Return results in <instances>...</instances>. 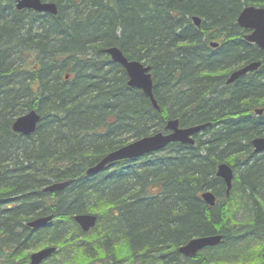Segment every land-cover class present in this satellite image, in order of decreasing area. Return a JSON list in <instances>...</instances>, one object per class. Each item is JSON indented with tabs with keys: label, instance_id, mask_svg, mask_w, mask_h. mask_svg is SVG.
<instances>
[{
	"label": "bare ground",
	"instance_id": "obj_1",
	"mask_svg": "<svg viewBox=\"0 0 264 264\" xmlns=\"http://www.w3.org/2000/svg\"><path fill=\"white\" fill-rule=\"evenodd\" d=\"M19 1L13 0L11 5L14 6V10L17 12H26V19L30 23L28 25L35 22L33 20L35 19V14L41 15L40 17L42 18L48 16V18L39 21L45 23L44 26L48 30L51 31L49 26L52 19H57V23H60V25L65 24L70 31L75 32L79 29L78 34L69 32V34L74 36L72 38L70 36L71 39H86L84 42L86 44L85 47H76L81 52L80 54L76 51L70 53L72 56L66 62L68 64L66 66L61 61L60 54L62 50H60V45L53 40L55 38L51 33L47 32L48 30H44V39L51 40L43 44H33L28 48V50L32 49L30 51L36 54L32 64L41 69V73L37 77H30L25 72L15 76L10 70L5 71L0 68V95H3L2 108L8 112H12V106L18 107L17 105L28 107L30 105L32 108L23 113L16 111L12 122L8 124L7 139L11 144L12 150L15 151L18 147H26L28 145L27 142L30 141L45 144L44 139L50 140L46 144L50 145V147L58 146V152L63 154L62 158L64 161H68L71 165L79 166L78 176L80 178L94 184L96 183L104 189V195L100 198L101 200L93 197V203L90 204L91 209L85 206L83 211L72 213L70 216L71 209L67 207L69 205L62 204L59 212L62 214L60 216L61 220L66 221L67 218H71L91 245H98L102 249L105 248L109 251L115 247L116 254L110 260V263L114 261L120 262L117 264H157V257L152 255L148 249H135L131 247L130 243L123 242V229L125 231L128 228V224L122 225V227L119 223L116 224L118 228L114 230L111 238L108 236L97 237L96 235H99L100 232L97 226L104 224L101 214H105L102 211L106 212L111 203L121 205L125 200L128 202L122 207L129 206L133 215L141 211L147 216L160 210L166 211V209L180 215L185 212L181 211L182 209L191 211L192 208L189 205L191 197L185 199L184 195L178 194L180 199L175 201L177 189L167 184H160L159 186L153 183L146 187H140L137 184L136 189L140 195L134 197V200L127 199L125 196H114L113 192L121 186L123 178L129 174L136 176L143 172H150L155 168L153 167L154 165L156 166L158 162L163 160L170 161L175 158H185V156L192 154L200 159L201 156H206L205 150L211 149L215 159L221 161L216 164L214 174L210 177L214 181L210 186L201 189L198 197L200 201L193 199L194 203L197 206H208L206 208L214 209L219 204L233 198L234 209L238 212L237 216L241 217L242 220L235 222L231 229L224 234L197 236L190 238L186 242L184 241L177 247V253L188 264H217L213 261H208V258L221 252L220 245L223 243L224 238L249 242L252 245L257 240L259 242L258 246L264 248V229L247 221V213L243 209L244 206L242 208L240 200L235 197L242 188V184L236 181V178L243 171H251L250 167L255 165L253 163L254 158L264 157V47L261 48L257 43L247 40V37L251 36L255 29L242 27L238 23L241 12L237 18V25L243 33V39L241 40L251 47L247 50V56L252 57L250 60L246 57H236L225 65L224 71H218L217 67H204L201 64L204 58L207 55H214L222 45L218 40H210L207 43L206 50L204 37L202 42H198L196 45V52L180 51L178 60L171 58L170 62H166L162 72H159V74L158 71L156 72L158 74V82H161L160 84L158 83L157 88L154 83L155 70L153 66L145 61L127 57L116 41H124L127 44H131L142 40L141 38L144 36H148L152 40L157 38L162 45H166L172 41L169 38H171V32H174L176 26V22L172 19L181 22L183 27L194 25L199 28L203 19L198 15L182 18L180 12H171V10L177 9L180 5L165 3L163 0H145L142 5L140 3L143 0H138L136 3L138 12L134 18L136 24L132 25L133 28L136 27L135 38L125 36L123 34V24L119 22L116 24L114 34L109 29L104 31V39H108L106 42H109V44L98 46L94 44L99 43L94 41V39L98 38H94L95 36H91L92 34L89 35L87 29H91L95 25L104 26L107 23L106 20L110 19L107 15L110 10L105 17H100L103 7L100 8V5H96L91 0H41L42 3L53 4L57 7V13L53 14L33 9H18ZM118 1L120 0H108L109 6L113 8L111 10L118 11ZM160 4H164V6L161 7ZM155 18H160V24L157 29ZM196 18L200 19L199 26L196 25ZM149 19L154 21L151 30L148 28L144 30L138 25V23L148 24ZM97 30H99V27H97ZM235 32L234 30L233 33L235 34ZM93 44L95 45V52L91 54L100 61L98 63L99 72L104 74L114 72V66H118L126 72L125 67L113 59L110 51L116 49L122 53L127 63L137 61L144 68H150L146 74L151 77V86L148 88L132 82L126 72L127 80L124 85L126 88L124 92L121 93L120 89L122 88L114 87L119 91L113 90L104 94L103 92L107 91V89L102 87L97 94L105 99L104 103L101 104L98 100L90 101L84 99L88 91L92 90L94 75L82 72L86 68L81 67V63L84 60V56L87 55L84 49L92 51ZM24 45L18 50L24 49L26 47ZM17 51L15 50V53ZM68 66H75V70L78 69L79 71V80L72 86L68 83L72 80L71 74L66 73L71 70ZM93 72L96 73L97 71L94 69ZM60 75L63 77V81L59 80ZM114 75L119 77V74ZM184 84L192 88V95H177L178 89ZM247 86H250L252 90L245 95L243 88ZM18 88H21V91L14 92ZM53 89L60 91L54 93L52 92ZM135 92L141 96H137ZM253 98L256 100H253ZM43 99H46V102ZM51 100L55 101V103H51ZM159 101L165 103L163 109ZM121 107H128L133 113L126 115L124 119L120 116L115 120L108 119L114 115L115 110ZM213 109L214 112L217 111L216 114H210ZM182 110L185 112L186 123H183L180 117L179 111ZM31 113H35L38 121L32 132H22V130H19L21 125L18 122ZM42 114L51 119L52 124L57 126L56 129L49 130L48 124L46 127L44 124L42 125L44 119ZM56 115L59 116L58 119ZM2 119L0 116V121ZM1 123L0 138L6 140V130ZM155 125H159L157 130H150L148 133L144 132V129L147 130ZM38 131L41 135L34 137L33 135ZM234 133L238 134L232 139L225 138L226 135L230 136ZM31 136L34 140L29 139ZM212 136L214 137L211 141H208ZM25 138H28V140L26 141ZM44 149L50 150L48 146H44ZM142 150L146 152L142 153ZM224 150H228V152H225L228 154L225 159H223L224 154L222 153ZM70 153H80L84 159L77 158L72 161ZM110 156L113 157L112 160L105 162V159ZM87 163L90 165L86 166L85 164ZM101 164L104 165L99 169ZM174 166L178 167L176 171L182 169L180 164H175ZM222 168H226L232 173L229 185L224 177L219 175ZM253 170L257 174L261 173V168L258 166H254ZM19 173L24 175V170ZM1 174L2 170L0 169ZM219 180L224 186V191L217 196L215 192L221 190ZM124 182L131 185L137 183L136 180L131 178L124 180ZM71 183L72 181L70 180L51 181L43 187V193L55 194L62 192ZM60 184H66L64 189L48 190L49 187ZM252 186L256 191L252 192V195L260 198L264 205L263 186L256 183H252ZM160 191L161 194L159 195ZM43 193L38 192L31 195L30 198L43 202L46 207L55 206L58 208L59 203L57 200L59 198L45 197L44 199ZM205 195H212L214 204H210ZM69 196L73 202H84V198L80 195L75 194L74 196V194L70 193ZM244 200L246 201V198ZM98 203H100L101 207L98 206ZM11 204L15 205L14 203ZM253 204L254 201L250 199L249 211H254ZM35 207L38 208L39 204L36 203ZM180 207L181 209H179ZM44 217H52L54 219L53 215ZM88 217L94 218L95 221L93 225L85 229L81 221L86 223L85 221ZM36 219L30 220L27 223L28 227L29 223ZM0 222L4 223L1 217ZM68 224L70 225V223ZM235 234H237L236 237H234ZM204 237H220V239L217 243L207 244L203 247L192 245L195 250L191 253L182 252L181 249L187 248L192 240ZM44 248L47 247L30 248L27 264H31V257L40 253ZM206 249L213 250V253L210 255L206 254L204 252ZM121 252H127V256L129 255L128 252H131L132 255L128 259ZM224 258L225 251H222L220 261ZM251 258H254L257 264H264V259L261 255L253 254ZM90 260L89 264L101 261L95 258H90ZM168 262L170 263V261ZM44 263L73 264L74 261L66 260L62 255L59 256L56 250L44 257L38 264ZM218 263L224 264V262Z\"/></svg>",
	"mask_w": 264,
	"mask_h": 264
},
{
	"label": "trees",
	"instance_id": "obj_2",
	"mask_svg": "<svg viewBox=\"0 0 264 264\" xmlns=\"http://www.w3.org/2000/svg\"><path fill=\"white\" fill-rule=\"evenodd\" d=\"M91 1L96 3V5H100V8L103 7L100 17H105L106 13L110 10L107 14L110 19L106 20L107 23L104 26L95 25L91 29H87L89 35L92 34L91 36L98 38L94 39V41L99 43L94 44L98 46L109 44V42H106L108 39H104V31L109 29L114 34L116 24L119 22L123 24V34L128 38H135L136 27L133 28L132 25L136 24L134 18L138 12L136 4L138 0L118 1V11L111 10L113 8L109 6L108 0ZM144 1H141L140 4L143 5L142 2ZM11 2L13 3V0H0V68L5 71L10 70L15 76L25 72L30 77H37L41 73V69L32 64L36 54L32 53L30 51L32 49L28 50V48L33 44H43L51 40L44 39L43 31H47L48 29L44 26L45 23L39 22L40 20L48 18V16L42 18L40 17L41 15L35 14V19H33L35 22L28 25L30 23L26 19V12H17L14 10V6L11 5ZM163 2L180 5L177 9L171 10V12H180L182 18L190 15H198L203 19L201 26L199 28L194 25L183 27L181 22L172 19L176 22V26L174 32H171V38H169L172 41L166 45H162L161 41L157 38V40H152L148 36H144L141 38L142 40L135 41L131 44H127L124 41H116L127 57L145 61L147 64L149 63L153 66L155 70V75L153 74L154 83L157 88L158 83H161L158 82L157 75L165 68L166 62H170L171 58L178 60L180 51L187 50L189 52H196V45L198 42H202L204 37V47L206 50L207 43L210 40H218L222 44L218 52L214 55H207L204 58V61L201 63L204 67H217L218 71H224L225 65L236 57H246L248 60L252 58L247 56V50L251 47L245 41L241 40L243 39V33L238 28L237 18L240 12L247 6L264 7V0H163ZM160 6L162 7L164 4H160ZM155 22L157 23V29L160 24V18H155ZM138 25L144 30L145 28L151 30L154 21L149 19L148 24L138 23ZM97 27H99V30H97ZM49 28L51 31L48 30L47 32L51 33L55 38L53 40L60 45V50H62L60 54L61 61L67 66L68 64L66 62L72 56L70 53L76 51L80 54L81 52L76 47H85L86 44L84 42L86 39H71L73 35L69 34V32L73 31H70L65 24L60 25V23H57V19H52ZM234 30L236 31L235 34L233 33ZM75 32L78 34L79 29ZM94 44L92 45V51L84 49L87 55L84 56V60L81 63V67L86 68L82 72L92 73L94 75L92 79V81L94 80L92 82V90L88 91L84 99L90 101L98 100L102 104L105 99L102 96H98L97 93L100 89L102 87L107 89V91L103 92L106 94L113 90L119 91L114 87L118 89L122 88L120 89L122 93L126 90L124 85L127 76L126 72L118 66H114V72L108 74L99 72L98 63L100 61L91 54L95 52ZM23 45L26 47L18 50ZM15 50L18 51L15 53ZM68 67L71 70L69 68L70 71L66 73L71 74L72 77V80L68 83L72 86L79 80V71L78 69L75 70V66ZM94 69L97 71L96 73L93 72ZM157 71L158 74H156ZM114 74H119V77ZM59 80L63 81L61 75ZM244 88L243 92L245 95L248 91L252 90L250 86ZM20 91L21 88H18L14 92L17 93ZM59 91L58 89L52 90L54 93ZM192 91L189 85L184 84L178 89L177 95H192ZM135 94L141 96L136 92ZM0 96V116L3 118L1 120L2 123L1 121L0 123L6 130V140L0 138V169L2 170V174L0 175V217L4 221V223L0 222V264H27L30 248L37 249L47 246H55L57 248V254L64 256L66 260L70 259L74 261L73 264H89L91 261L90 258L101 260L95 264L120 263L114 261L110 263V260L116 254L115 247L109 251L105 248L102 249L98 245H91L71 218H67L66 221L60 218L62 214L59 212L62 204L69 205L67 207L71 209L70 216L72 213L83 211L85 206L91 209L90 204L93 203V197L101 200L100 198L104 195L103 187L80 178L78 176L79 166L71 165L68 161H64L62 158L63 154L58 152V146L50 147V145L46 144L50 140L44 139L45 144L30 141L27 142L28 145L26 147H18L15 151L12 150L11 144L7 139L8 124L12 122L16 111L23 113L32 108L30 105L29 107L17 105L18 107L12 106V112L5 111L2 108L3 95ZM253 100L256 99L253 98ZM43 101L46 102V99H43ZM51 103H55V101L51 100ZM159 103L163 109L165 103L160 101ZM214 109L210 114H216L217 111L214 112ZM131 113L133 111L130 108L121 107L115 110L114 115L108 119L115 120L119 116L124 119L126 115ZM179 113L183 123H186L187 120L184 110L179 111ZM56 118L58 119L59 116L56 115ZM43 124L45 127L48 124L50 127L49 130L56 129L57 127L52 124L48 116H44ZM158 126H151L147 130L144 129V132L148 133L150 130H157ZM237 134L226 135L225 138L232 139ZM40 135L38 131L33 136ZM213 137L208 141H211ZM25 139L26 141L28 140V138ZM29 139L34 140L32 136ZM44 146H48L50 150L47 151L44 149ZM205 152L206 156H201L200 159L192 154L185 156V158H175L170 161L163 160L158 162L156 166L154 165L153 167L155 168L150 172H143L136 176L129 174L123 178L121 186L113 192L114 196L120 195L134 200V197L140 195L136 189L137 184L140 187L150 186L153 183L159 186L160 184H167L177 189L175 201L180 199L178 194L184 195L185 199L191 197L189 201V205L192 208L191 211L182 209L181 211L185 212L180 215L172 210L166 209V211L160 210L147 216L141 211L133 215L129 206L122 207L128 202L127 200L123 201L121 205L111 203L106 212L101 209L105 214H101L104 224L97 226L100 232L96 236H108L111 238L114 230L118 228L116 224L119 223L121 227L122 225L128 224V228L125 231L123 229V242L130 243L131 247L135 249H148L152 255L157 257V264H168V261H170L169 264H188L177 253V247L180 244L190 240L192 237L224 234L231 229L235 222L242 220L241 217L237 216L238 212L234 209L233 198L219 204L214 209L206 208L208 206H197L194 203L193 199L199 200L198 197L201 189L210 186L214 181L210 177L214 174L216 164L221 161L215 159L211 149L208 151L205 150ZM225 152H228V150L222 151L224 154L223 159L227 158L228 155ZM80 153H70L71 160L74 161L77 158L84 159ZM253 163L255 164L254 166L261 168V173L257 174L253 170L254 166L250 167L251 171H243L236 178V181L242 184V188L235 197L240 200V206L242 208L244 206L243 209L247 213V221L264 229V205L260 198L252 195V192H256L252 183L262 185V192H264V157L254 158ZM175 164H180L182 169L177 170V172L176 169L178 167L174 166ZM85 165L90 164L87 163ZM21 170H24V175L19 173ZM130 178L136 180L137 183L131 185L124 182V180ZM64 180L72 181L71 185L64 191L55 194L43 193V187L49 182ZM220 188V191L215 190L217 196L224 191V186L221 181ZM38 192L43 193L44 199L45 197L59 198L57 200L59 203L58 208L55 206L46 207L43 202L30 198L31 195ZM70 193L74 194V196L75 194L80 195L84 198V202H73L70 199ZM245 198L247 202L244 200ZM250 199L254 201V211L248 210ZM36 203L39 204L38 208L35 207ZM98 206L101 207L100 203H98ZM47 215H53L54 220L45 227L41 229L28 227L27 223L30 220ZM128 215L130 216L129 218ZM255 241V244L252 245L249 242L233 241L230 238H224L223 243L220 245L221 252L217 253V255L210 256L208 261H213L217 264H219L218 262H224V264H257L254 258L251 257L253 254H258V256H263L264 259V248H260L258 246L259 242L257 240ZM222 251H225V258L220 261ZM204 252L210 255L213 253V250L206 249ZM121 253L128 259L132 255L131 252H128V256L127 252Z\"/></svg>",
	"mask_w": 264,
	"mask_h": 264
},
{
	"label": "water",
	"instance_id": "obj_3",
	"mask_svg": "<svg viewBox=\"0 0 264 264\" xmlns=\"http://www.w3.org/2000/svg\"><path fill=\"white\" fill-rule=\"evenodd\" d=\"M18 9H33L37 10L39 12H50L53 14L57 13V7L53 4H45L42 3L41 0H20L17 6ZM238 23L242 27L246 28H254L255 31L251 36L247 37V40L250 42L257 43L261 48L264 47V8L249 6L247 8H244L241 12ZM196 25H200V19L196 18ZM113 59L121 63L129 75L132 82L139 83L142 86L150 87L151 86V80L150 75H147L146 73L150 70L149 67L144 68L141 64H139L137 61L133 63H127V61L124 59L122 53L116 49H113L110 51ZM38 121V117L35 115V113H31L28 116H25L24 119L19 120L18 124L21 125L19 130H22V132L29 133L32 132L33 127L35 126L36 122ZM149 151V150H148ZM146 151L142 150V153ZM113 157H108L105 159V162L112 160ZM105 164V163H104ZM104 164H101L99 169L102 168ZM224 179L226 180L227 184L229 185L231 183L232 179V173L226 169L222 168L221 172L219 173ZM66 184H60V185H54L52 187H49L48 190H62ZM205 198L209 201L210 204H214V197L212 195H205ZM52 217H40L31 223H29L30 228L39 229L44 227L48 222L52 221ZM95 219L92 217L86 218V223L81 221L82 226L85 229H88L89 226L93 225ZM220 237H204L192 240L190 242V245L187 248L181 249L182 252L188 254L193 252L195 249L194 246H200L203 247L207 244H214L219 241ZM57 249L54 246H49L47 248H44L40 253L34 255L31 257L32 263L31 264H38L41 262V260L48 256L49 254L55 252Z\"/></svg>",
	"mask_w": 264,
	"mask_h": 264
}]
</instances>
